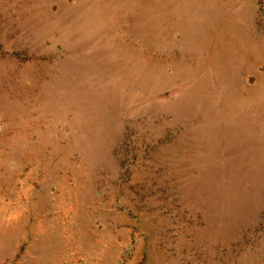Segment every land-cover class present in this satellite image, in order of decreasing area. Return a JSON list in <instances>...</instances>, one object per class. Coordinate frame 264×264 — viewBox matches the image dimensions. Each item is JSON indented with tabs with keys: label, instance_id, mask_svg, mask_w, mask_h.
Returning <instances> with one entry per match:
<instances>
[{
	"label": "rangeland",
	"instance_id": "rangeland-1",
	"mask_svg": "<svg viewBox=\"0 0 264 264\" xmlns=\"http://www.w3.org/2000/svg\"><path fill=\"white\" fill-rule=\"evenodd\" d=\"M0 264H264V0H0Z\"/></svg>",
	"mask_w": 264,
	"mask_h": 264
}]
</instances>
